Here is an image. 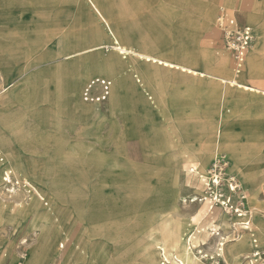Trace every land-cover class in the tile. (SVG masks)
<instances>
[{"label": "rangeland", "instance_id": "rangeland-1", "mask_svg": "<svg viewBox=\"0 0 264 264\" xmlns=\"http://www.w3.org/2000/svg\"><path fill=\"white\" fill-rule=\"evenodd\" d=\"M47 1L56 11H51L53 15L46 20L55 26H47L50 32L45 35V53H55V58L30 60L31 70L15 82H8L0 74V89L8 86L7 90L16 94L0 95V135L11 150L7 153L0 141V154L4 157V162L0 161V208L4 211L0 212V264H27L34 258L39 264H66V258L71 264H175V258L183 264L187 253L196 256L197 264H250L247 257L254 247L249 234L258 235L264 247V193L245 182L264 183V96L238 93V97H226L225 107L234 115L231 121L242 125L238 130L240 137L225 133L220 124V136L209 140L211 131H203V126L210 117L215 123L218 109L208 115L207 88L198 86L196 81L190 85L176 82V78L179 82L187 80L182 69L198 73L194 67L209 68L213 60L202 55L208 52L215 57L225 55L232 73L228 55L220 48V36L213 31V22L194 51L198 59H158L151 50L147 27L140 21L138 26L133 20L130 22L119 0H113L119 8V13L115 12L119 17L123 15L125 25L113 27L116 32L131 35L132 41H122L106 22L98 21L88 0ZM158 1L154 5L162 6L163 13L167 12L165 6L178 3V15L165 14L167 22H159L166 32L177 30L182 24L187 27L188 22L206 21L202 11L191 5L210 6L215 16L221 6H228L243 23L254 28L255 41L247 59L252 57L259 37L258 25L244 19V15L254 10L255 0H247L248 6L243 5L245 0ZM93 2L99 7L100 1ZM85 49L90 52L84 53ZM76 50L74 57H57L74 55ZM248 60L240 77L260 85L261 78L252 82L248 75ZM36 64L44 66L38 68ZM261 70L264 72V67ZM230 73L221 76L229 77ZM93 78L114 81L106 102L83 101L84 86ZM261 83L264 88V74ZM202 84L217 86L218 108L225 84ZM167 92V105L161 108L168 111L164 117L168 122L163 126L159 123L162 116L148 110L153 97L155 107L161 109L157 103L166 98L163 94ZM25 93L32 102L26 108L20 100ZM53 94L64 106H78L77 113L56 116V107L50 105ZM137 96L144 104L135 107ZM93 120L103 125L101 137H108L113 122L117 127L113 133L124 126L133 135L121 142L116 137L111 142L110 150L117 154H90ZM212 141L220 145L219 152L230 162L227 173L252 189V199L246 193L250 212L246 220L204 200L207 189L202 175L208 173L216 154L193 151L199 145L203 151ZM96 146L95 151L102 149ZM202 155L208 158L202 159ZM2 164L8 166L13 179L21 185L13 188L2 184ZM24 180L26 185H22ZM96 192L112 198L104 211H95ZM257 192L259 199L252 202ZM247 220L249 230L243 224ZM92 222L97 224V230ZM171 230L175 231L176 247L168 238ZM244 238L249 244L241 255ZM161 242L167 257L156 245Z\"/></svg>", "mask_w": 264, "mask_h": 264}, {"label": "crops", "instance_id": "crops-1", "mask_svg": "<svg viewBox=\"0 0 264 264\" xmlns=\"http://www.w3.org/2000/svg\"><path fill=\"white\" fill-rule=\"evenodd\" d=\"M92 7L93 10L95 11L97 15V20H103L106 22L108 26L111 27L115 33H117L122 41H132L133 38L132 36H128L122 32L121 30L119 32H116L115 28L113 25H120V27H123L124 23V17L123 15L119 14L120 17L118 16L117 13H119V8L116 5V3L113 0H106V4L103 3L104 0H98L100 1L99 7L95 5L93 0H88ZM120 4L122 5V8L126 12V16L130 19V22L133 20V24L138 26V21L142 22V24H145L147 27L145 32H149L150 36V41H151V50L154 53H157L154 57L158 59H182V60H196L198 57H196V54L194 51H196L199 47L200 40L202 37V34L206 29H208L210 23L213 25V31L219 34L220 36V48L222 51H224L229 58L231 62V70L232 73H230L229 66L227 63V58L225 55L224 57H215L211 52L208 53H202V55H205L206 57L210 58L213 60L211 62V66L208 68H193L196 70L198 73L187 71L188 69H182L185 73H187V80H183L182 82H179V79H177L176 82L181 83V84H186L190 85L192 83L198 84V86L202 87L203 89H206L205 95L208 100L207 105L209 108L208 110V115L212 116L214 110L218 109V118L214 123L215 119H212L210 117L207 121V124L203 126V131H211L208 135L212 134L211 136H208L209 140L217 139L220 134L219 131L222 129L221 125L223 127V131L225 133H229L230 136L238 138L240 137L239 133V127H241V123L239 122H232V117L234 116L233 114L228 113V109L225 107L226 103V97L228 96H234L238 97V93L242 94H250V95H260L264 96V88L261 86V80L263 78L264 72H262L261 68L264 67V0H255V7L254 10L251 13H247L244 15V19H247L249 22H252L253 24L258 25V41L256 42L253 55L252 57L249 58L248 60V75L251 79L252 82H255V80L260 79L259 84L260 85H255V84H250L246 82V79H243V77H240V74H236L233 71V66H232V60L229 56V54L223 49L222 47V42H221V34L215 29V23L219 14L215 16L214 10H212V7L210 6H197V5H191L192 9H200L199 11H202L201 16L202 21H195V24H189L186 27V24H182L181 27H179L177 30L172 29L171 31H164L161 29L159 26V22L164 23L167 22L166 17L167 16H177L178 14L177 9L178 3L173 1L172 5L170 7H166L165 13H163L160 10H164L163 7L156 8L154 4L159 3L158 0H119ZM245 0L243 2L244 6L246 5ZM47 0H0V74H3L7 77L8 82H15L20 80V78L24 75H26L30 67V60H43L48 57L50 58H55V53H52L48 55L45 53L46 51V43L48 41L45 39L46 33L50 31H47V26L49 27H54V24H49L46 22L48 19V15L51 17L52 12L51 11H56L55 7L52 5H49L47 3ZM169 2V1H168ZM248 2V1H247ZM154 5V7L152 6ZM200 5V4H199ZM76 7V5H75ZM225 7L231 11H233L231 8L228 6H221L220 8ZM219 8V10H220ZM70 9L72 10L73 8ZM77 10V9H75ZM116 10V12H115ZM60 14V13H59ZM167 16H166V15ZM58 13H56L57 17ZM75 19L76 14H75ZM182 18V15H180ZM71 18H73V15H71ZM187 19V17H184ZM240 20V18H238ZM137 20V21H136ZM242 22V20H240ZM260 21L262 23H260ZM243 23V22H242ZM247 24V23H244ZM250 25V24H248ZM252 26V25H250ZM253 27V26H252ZM96 30V29H95ZM141 31H139V35H141ZM95 36V34H94ZM77 42V41H76ZM254 44V43H253ZM94 48H91L93 50ZM84 53L90 52V50H83ZM251 52V50H250ZM78 51L76 50V53L73 55L72 53L69 55H65L64 57L57 56L59 58H70L74 57L77 55ZM250 54V53H249ZM79 55H80V49H79ZM201 55L199 56V58ZM249 57V55H248ZM36 63H39L36 61ZM217 64V65H216ZM37 65V64H36ZM43 64H38L36 67H43ZM223 73H227L229 77H224L221 76ZM51 80L53 81V77H51ZM202 82H210V83H216V82H221V84H225V90H224V85H223V91H222V96L221 100L218 103V108L217 106V100H218V92H217V86L215 85H209V84H202V82L199 84L200 81ZM196 81V82H195ZM237 81L239 85L243 86V88H238L235 87L237 90L230 91V89L227 87L232 86L228 85L229 83L226 82H233ZM87 83V82H86ZM8 86H3L0 89V95L4 94L5 96H16L14 94V90L8 91ZM165 90V88H163ZM8 92V93H7ZM153 94V93H152ZM168 92L166 94H163V96H166L164 100H161V103H157V107H165L167 105V96ZM157 101L159 102V94L157 95ZM174 96L177 97V94L175 93ZM56 94L52 96L55 100H53L51 97L50 99V105L55 106V115L60 116L62 114H67V115H75L78 111V106H75L74 108L73 104H70L69 106H64L60 100V98H57ZM135 99V107L141 106L144 104V100L140 99L138 96ZM6 99V98H5ZM20 100H22V103L24 106L22 107H29L31 106V97L29 94L25 93L24 97L21 96ZM150 109L148 110L150 114L154 115V112L162 116V119L160 120V124L163 126H167V120L164 118L165 113L168 111L164 110L163 108L157 109L155 107V99L154 97L150 99ZM71 103V102H70ZM73 103V102H72ZM67 105V104H66ZM144 106H147L144 105ZM69 107V109H68ZM65 108V109H64ZM213 110V111H211ZM236 113V112H233ZM82 114H87L88 113H82ZM164 118V119H163ZM126 120V119H124ZM92 125V131H91V153L90 154H117L118 152L115 150H110V144L111 142L116 141V137H119L120 140H125L127 136H132L133 134H128L127 129L125 128H120L119 132L113 133V131L117 130L116 127V122H113L111 124V132L108 134V137H101L102 131V124L98 122L97 120H93L90 122ZM120 124V122L118 121ZM164 123V124H163ZM166 123V124H165ZM214 123V124H213ZM221 124V125H220ZM105 129V127L103 128ZM102 131V132H101ZM121 132V133H120ZM213 132V133H212ZM221 133V131H220ZM207 135V133L205 134ZM215 135V136H214ZM207 139V138H206ZM98 140L97 142H95ZM102 140V141H101ZM0 141L6 148L7 153H9L11 150L9 148L8 143L2 138V134L0 135ZM121 142V141H120ZM97 144L96 147L102 148L97 151H95V145ZM198 150L193 151V154H212V152L215 154H221L220 151V145L217 143V145L214 144L212 141L209 145L204 146V149L202 151V146H197ZM106 149V150H105ZM117 152V153H116ZM208 158V155H202V159ZM90 180H94V174L90 175ZM246 183L250 186L251 182L255 189H258L259 193H264V183L260 185H256L253 181L245 180ZM243 185H245L243 183ZM245 189L248 192V196L252 197L250 195V192L252 191L251 188L248 186H244ZM255 193L256 198L252 202H256L259 199V193ZM93 199H94V208L95 211L101 210L104 211L106 207L108 206V202L111 201V197L104 193V192H96L93 193ZM102 199V202L100 201ZM106 202V203H105ZM5 206V205H4ZM0 212L3 213V209L0 208ZM264 213V212H263ZM254 218V216H253ZM97 221V218L95 219ZM92 226L94 230H97V224L95 222H92ZM260 226L263 227V222H260ZM168 238H170L171 242L174 244V247H176L175 243V231L171 230L168 233ZM249 239L252 248L257 246L262 247V243H260V239L258 235L255 233L249 234ZM184 241V240H183ZM185 242V241H184ZM256 242V243H255ZM249 244L248 238L241 239V245H242V253H245L247 247ZM157 247L163 251L162 256L167 257L165 254V244L161 243H156ZM63 245L61 242L59 243V248H61ZM264 248V247H263ZM34 262V263H33ZM38 258H34L30 260L27 264H39ZM66 264H71L70 258H66ZM175 264H180L179 260L175 258ZM184 264V262H183Z\"/></svg>", "mask_w": 264, "mask_h": 264}, {"label": "built area", "instance_id": "built-area-1", "mask_svg": "<svg viewBox=\"0 0 264 264\" xmlns=\"http://www.w3.org/2000/svg\"><path fill=\"white\" fill-rule=\"evenodd\" d=\"M245 4L247 5L248 2L246 1ZM215 29L221 34L222 47L232 60L233 71L240 74L255 41L254 28L242 23L236 12L222 7L219 10ZM113 85L114 81L109 78L90 79L84 86L82 99L89 104L106 102L110 98ZM0 161L4 162L2 154H0ZM229 166L230 162L225 155L215 156L208 173L202 175L207 189L204 200L224 207L230 214L241 220H246L250 214L247 208L246 193L248 192L238 182L234 174L227 173ZM2 182V184L13 188L15 185H20L19 181L13 179L9 170L4 172ZM243 224L246 226V230H249L247 226L250 225V221L247 220ZM247 260L250 264H264V248L256 245Z\"/></svg>", "mask_w": 264, "mask_h": 264}, {"label": "bare ground", "instance_id": "bare-ground-1", "mask_svg": "<svg viewBox=\"0 0 264 264\" xmlns=\"http://www.w3.org/2000/svg\"><path fill=\"white\" fill-rule=\"evenodd\" d=\"M252 50V49H251ZM226 83H229L228 85H230V86H232V87H238V88H243V86H241V85H239L238 84V82L237 81H233V82H226ZM233 153V152H232ZM216 155H218V153L216 154ZM8 166L7 165H5V164H2V166H1V170H3V176H2V178L4 177V172L5 171H7L8 169ZM26 183L27 182H25V180H24V182L22 183V185H26ZM19 184L21 185V182H19ZM251 186V185H250ZM255 196V195H254ZM253 198V196L251 197V199ZM250 199V198H249ZM192 202H197V201H199L200 199H199V197H198V200L197 201H195V200H193V199H190ZM249 201V200H248ZM184 241H185V239H184ZM223 247H224V245L225 244H221ZM238 245V244H237ZM238 246H240V245H238ZM241 248H242V246H241ZM240 249V248H239ZM222 252H223V248L222 249H220ZM233 250V249H232ZM187 256L185 257V262H184V264H197V258H196V256L195 257H192L190 254H186ZM230 255V254H229ZM34 263V262H33Z\"/></svg>", "mask_w": 264, "mask_h": 264}]
</instances>
